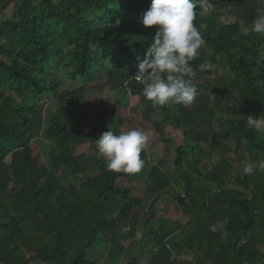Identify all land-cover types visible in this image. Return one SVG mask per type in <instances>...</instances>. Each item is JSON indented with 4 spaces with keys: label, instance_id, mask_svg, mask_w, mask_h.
Returning a JSON list of instances; mask_svg holds the SVG:
<instances>
[{
    "label": "trees",
    "instance_id": "trees-1",
    "mask_svg": "<svg viewBox=\"0 0 264 264\" xmlns=\"http://www.w3.org/2000/svg\"><path fill=\"white\" fill-rule=\"evenodd\" d=\"M12 1V16L0 18V264H101L89 257L101 233L116 228L134 237L139 217L155 238L121 264H192L188 252L204 264H264V170L243 173L246 161L264 160V133L247 126L250 114L264 119V36L249 30L257 14L242 23L245 0H215L232 23L213 10H198L194 20L207 24L206 43L190 62L198 93L226 98L231 91L240 114L223 120L217 135L227 142L213 144L219 157L208 164L190 131L212 124L216 107L153 106L135 79L157 31L140 22L151 0H1L0 13ZM201 65H225L233 79L200 80ZM104 74L115 100L97 101L92 117L85 85ZM122 101L138 111L123 113ZM165 124L178 130L173 169L164 172V158L148 148L145 192L136 191L135 174L106 162L98 175L85 173L86 161L103 158L96 143L103 132L153 127L163 136ZM40 140L51 144L41 146L44 153L34 146ZM221 147L231 155L218 154ZM21 218L39 247L24 239Z\"/></svg>",
    "mask_w": 264,
    "mask_h": 264
},
{
    "label": "clouds",
    "instance_id": "clouds-1",
    "mask_svg": "<svg viewBox=\"0 0 264 264\" xmlns=\"http://www.w3.org/2000/svg\"><path fill=\"white\" fill-rule=\"evenodd\" d=\"M198 10L200 15L210 13L213 10L210 0H151L149 9L140 17L144 26H157L136 75L143 82H138L143 86V97L153 106L169 108L178 104L190 108L196 101L198 88L190 62L200 55L206 43L203 31L207 29V24L197 27L194 23ZM249 30L264 36V8L258 10ZM247 117L249 130L264 133V119L251 114ZM152 135L151 130L139 128L119 134L110 129L96 143L109 170L135 174L144 167L141 153ZM256 170H264V160L244 163L245 175H253ZM209 230L216 232V225H210Z\"/></svg>",
    "mask_w": 264,
    "mask_h": 264
},
{
    "label": "rangeland",
    "instance_id": "rangeland-1",
    "mask_svg": "<svg viewBox=\"0 0 264 264\" xmlns=\"http://www.w3.org/2000/svg\"><path fill=\"white\" fill-rule=\"evenodd\" d=\"M212 5L213 14L223 23H232L235 19L231 15L230 10L218 8L216 7L215 0H210ZM252 4V10H248V5ZM0 0V6H1ZM264 5V0H245L243 4H241V21L243 24L250 22L248 18L251 16H255L261 6ZM14 6V2H10L0 13V18H10L12 16V7ZM261 59L264 60V50L261 52ZM226 77L229 81H232L233 75H229L228 70L225 65H220L213 71L206 70L202 68L201 71L196 73V76L200 80H210V82H217V78ZM106 75L104 74L101 78H99L96 82L97 87H93L94 83H88L85 85L86 91V101H85V109L88 113H90L93 117L94 109L96 108V102L100 100H105L107 102H112L115 100V90H111L106 83ZM215 81V82H214ZM232 88V87H231ZM228 97L226 98H218L217 96L211 94L210 92H201L198 93L195 103L190 106V108H205L210 106L216 107V118L212 124H205L200 122L198 126L194 127L191 131L192 139L199 143L202 148L207 152V156L205 158L206 163H212L218 160V155L213 151V144L221 141L227 142V138L224 135H217L222 130L225 129V125L223 123L224 119L228 118H236L240 116L237 110L236 103L233 99V94L231 91L228 92ZM51 97V96H50ZM53 104H55V100H51ZM119 109L122 110L123 113H126L127 110L131 114V112H137L138 109H135L131 106V104L127 101H122V104L119 102ZM106 111L108 109V105H105ZM140 113V111H139ZM153 135L150 139L147 147L146 153H141L142 158L145 160L144 167L141 169L139 173H135L136 179L139 181L141 185L137 186L136 191L141 193L145 192L144 184L148 181L149 175L151 174V165L148 164L149 159L147 157L148 148L150 150H154L157 154H155L156 159L164 158L165 168L164 172L170 174L169 171L173 169V161L175 158L174 151V143L172 136L178 131L169 124H165L163 127L164 134L163 136H159L158 133L154 130L153 127H150ZM47 148L51 144L46 140H40L36 146L38 149H41V146ZM42 151V149H41ZM227 151V150H226ZM223 147L219 149L218 154H224L226 152ZM152 152V151H151ZM42 153H44L42 151ZM229 152L227 151V155ZM44 155V154H43ZM106 162L103 158L97 159H89L83 164V169L85 173L88 174L90 178L99 174L100 167L102 163ZM3 199L8 203V200L3 197ZM6 203V204H7ZM9 205V203H8ZM157 211L159 210L157 206ZM143 219L140 217L134 222V228L136 229L134 237L125 236L119 229L104 230L99 236L98 241L95 245L90 249L89 257L91 260H96L101 264H121V258L124 256L128 258L134 257L143 249L142 242H152L155 238V228L148 226L143 227ZM21 227L24 230V239L27 240L34 247H39L41 243L40 237L35 234L32 227L30 226L27 220L21 218ZM115 239H113L114 237ZM116 245H119L120 251L117 250ZM24 246L21 247V252H23ZM116 250L118 252L117 255H113V251ZM188 257L191 258L192 264H204L200 258V254L198 253H187Z\"/></svg>",
    "mask_w": 264,
    "mask_h": 264
},
{
    "label": "built area",
    "instance_id": "built-area-1",
    "mask_svg": "<svg viewBox=\"0 0 264 264\" xmlns=\"http://www.w3.org/2000/svg\"><path fill=\"white\" fill-rule=\"evenodd\" d=\"M138 74V72H136V74H135V79L137 80V82H139V83H141V84H143V82L142 81H140V80H138L137 79V77H136V75Z\"/></svg>",
    "mask_w": 264,
    "mask_h": 264
}]
</instances>
